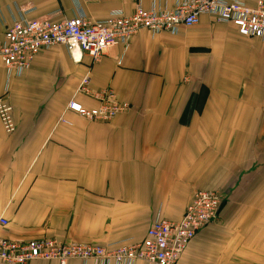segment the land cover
I'll list each match as a JSON object with an SVG mask.
<instances>
[{
  "label": "crops",
  "instance_id": "obj_1",
  "mask_svg": "<svg viewBox=\"0 0 264 264\" xmlns=\"http://www.w3.org/2000/svg\"><path fill=\"white\" fill-rule=\"evenodd\" d=\"M137 2L149 9L176 0L81 6L100 20L113 9L131 14ZM25 4L31 18L76 15L74 0H0V44ZM86 75L92 92L110 89L129 110L105 122L69 109L71 100L99 106L79 91ZM7 76L0 60V96L8 87L17 125L9 134L0 120V218L8 220L0 236L137 242L158 213L179 220L196 191L217 190L218 219L178 264H264V38L204 14L177 33L144 29L127 49L111 47L97 62L88 54L75 61L55 45L21 76Z\"/></svg>",
  "mask_w": 264,
  "mask_h": 264
},
{
  "label": "built area",
  "instance_id": "obj_2",
  "mask_svg": "<svg viewBox=\"0 0 264 264\" xmlns=\"http://www.w3.org/2000/svg\"><path fill=\"white\" fill-rule=\"evenodd\" d=\"M98 0H74L76 15L60 22L48 17L31 18L28 4L17 8L5 30L0 44V60L4 63L8 80L21 76L41 50L64 45L75 61L88 54L93 62L99 61L114 46L128 48L131 39L142 30L152 34L177 33L183 26L191 27L200 22L202 15H210L218 22L232 23L245 36L264 38V0L255 5L242 0H176L172 7L154 3L149 9L137 2L135 10L127 14L123 9H113L105 19L92 20L84 12L82 2ZM86 75L79 88L99 99L97 107L86 108L71 100L68 108L91 121H110L131 107L122 102L112 90L95 91L89 87ZM0 120L6 133L16 130L14 106L9 88L0 96ZM223 195L217 190H198L179 220L162 217L158 213L147 230L144 239L124 241L112 246L70 241L57 238H38L26 241L0 236V262L28 264L33 260H54L66 264L79 260L82 264H178L190 242L198 232L218 219ZM8 220L0 218V226Z\"/></svg>",
  "mask_w": 264,
  "mask_h": 264
}]
</instances>
